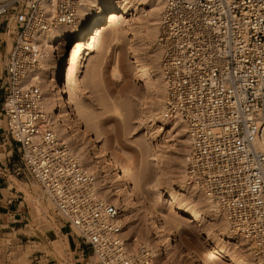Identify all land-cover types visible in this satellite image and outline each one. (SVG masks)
Listing matches in <instances>:
<instances>
[{
	"label": "built area",
	"instance_id": "2783aa9c",
	"mask_svg": "<svg viewBox=\"0 0 264 264\" xmlns=\"http://www.w3.org/2000/svg\"><path fill=\"white\" fill-rule=\"evenodd\" d=\"M82 0H0V31L12 37L3 58V140L15 144L13 173L54 202L97 264H149L145 247L125 246L118 210L59 141L37 85L42 37L74 25ZM157 41L167 120L187 129L189 185L217 204L234 233L264 263V0H164ZM1 140V139H0ZM129 245V244H128Z\"/></svg>",
	"mask_w": 264,
	"mask_h": 264
},
{
	"label": "bare ground",
	"instance_id": "6f19581e",
	"mask_svg": "<svg viewBox=\"0 0 264 264\" xmlns=\"http://www.w3.org/2000/svg\"><path fill=\"white\" fill-rule=\"evenodd\" d=\"M165 6L164 0H82L76 9L73 26L69 28L58 26L44 37L37 34L35 40H42L44 44L42 49L44 58L40 63L42 72L37 80V85L40 86L43 93L42 107L56 138L69 147L70 151L80 160L84 169L86 168L85 171L92 177L98 196L105 202L110 201L109 203L115 205L118 210L117 216L125 246L132 247L129 241L134 237L132 233L128 232L130 220L124 221L123 215L125 217L133 216L131 221H136L142 216L146 220H150V225L149 222L147 223L146 235L141 240L142 246H138L145 247L149 251V264H153L155 255L152 247L149 246L151 242H154V246L156 244L158 247L155 251L161 250L163 247H173L182 258L189 261V264H197L198 261V255L192 250L188 251L174 242L172 236L182 235L184 227L181 223L173 220L163 221V218L166 219L163 207H161L163 203L170 207L169 210L174 209L177 215L194 221L196 227L199 228L203 243L211 246L210 249H214V253L226 259L228 264H261L253 255L254 246L251 243L246 242L236 233L231 236L224 231L228 228L229 222L224 216L223 210L188 184L186 163L179 174L177 190L169 193L151 192L154 201L152 200L148 204L143 202L131 185L128 170L115 160L110 151L103 146L90 122L82 116L72 98L71 91L81 99L86 97L85 91L81 88L80 76L83 73L84 63L86 61L91 63L94 53L100 51L102 47H105L106 50L116 49L121 43L120 35L127 36L131 42H134L141 34L144 46L149 49L148 52H153V67L158 74L154 78H147L140 83L139 87L146 95L155 96L154 105H156L155 111H152L149 108L150 101L146 98L144 106L141 108L142 118L159 126L169 123L172 129L179 127L181 135L185 137L184 142L189 146L188 157L191 140L187 135V129L178 119L167 120L164 117L162 105L164 81L161 52L158 49L157 41L161 36L160 27ZM139 10L148 16L145 25L132 21V16L135 17ZM7 44V47H10V43ZM130 45L132 47L133 43ZM64 46L71 48L68 59L63 55ZM131 53L137 72L150 74L148 61L134 48L131 49ZM116 75L114 73V76ZM142 131L148 139L149 155L158 171V176L154 181V186L157 187L161 184V177L165 169L162 156L153 144L155 136L151 128L144 125ZM66 141L71 143L74 150ZM254 147L257 151L264 152V132L262 139L254 142ZM41 191L43 192L42 189ZM101 191H104L102 192L104 194H100ZM43 193L54 205L52 199L45 192ZM186 197H192L193 200L198 201L200 199L199 203L202 204L200 206L204 210L199 208L198 204V207L185 204L184 198ZM210 215H215L221 225L214 235L215 237L203 228L205 218ZM229 232L231 231L229 230ZM136 240L137 238L134 239V241ZM236 240L241 241L240 246L244 247L247 252L246 258H241L222 248L223 244H232ZM239 243L238 241V245ZM27 252L24 254L27 255ZM161 256L163 259H167L168 252L164 250Z\"/></svg>",
	"mask_w": 264,
	"mask_h": 264
},
{
	"label": "rangeland",
	"instance_id": "374dc122",
	"mask_svg": "<svg viewBox=\"0 0 264 264\" xmlns=\"http://www.w3.org/2000/svg\"><path fill=\"white\" fill-rule=\"evenodd\" d=\"M132 17L133 22L142 25H145L148 18L141 10L135 17L134 15ZM120 40L121 43L116 49L106 50L105 47H102L100 51L93 54L91 63H87V61L84 63L80 84L86 93L85 99L79 98L73 91L71 94L82 116L90 122L103 146L110 151L115 160L128 170V177L134 191L143 202L148 204L154 199L151 192L169 193L178 189L179 174L184 169L189 146L184 142L185 137L181 135L179 127L172 129L169 123L159 126L142 118L141 108H143L146 98L150 101L149 108L152 111H155L156 107L154 105L155 96L146 95L139 87L145 79L158 75L153 67V52H148L149 49L144 46L141 34L134 42L123 35H120ZM131 43H133L132 47ZM132 48L136 49L148 61L150 74L137 72L134 58H131ZM7 49L9 50L10 47ZM63 49V55L68 59L71 48L64 46ZM2 68L3 61H0L1 77ZM114 73L117 75L114 76ZM42 77L45 78V76ZM3 125L0 115V126L3 127ZM144 125L149 126L155 136L153 144L161 154L165 168L161 184L157 187L154 186V181L158 176V171L149 155L148 139L142 131ZM66 142L73 149L71 143ZM16 155H18L17 151L14 161L11 159L10 162V172L13 177H9V179H11L15 191L24 197L28 206L29 222L23 230L28 238L22 243H18L17 235L13 231L0 229V264H75L73 256L82 250H84L82 255L84 254L85 258L90 256L89 264H97L96 258L92 257V253H89L90 251H87L86 247L81 244L75 232L59 221L53 203L44 195L40 187L31 179L19 177L17 180L14 177L13 168L18 159ZM173 183L176 184L173 185ZM102 192L104 191H101L100 194H104ZM199 201L193 200L192 197L184 198L185 204L197 207L199 205L201 208L202 204ZM161 207H163L162 210L166 216L163 221L173 220L183 225V234L173 235L172 238L184 249L192 250L198 255L197 264H228L226 259L214 253V249H210L211 246L203 243L199 228L196 227L194 221L177 215L174 209L169 210L170 207L164 203ZM123 218L126 222L128 219L130 220L128 232L132 233L134 238L129 242L133 249L142 246L141 240L146 235L147 223L149 222L150 225V220H146L144 216L139 217L136 221H131L133 216L125 217L123 215ZM203 228L214 236L221 225L215 215H210L205 218ZM224 231L231 236L234 235L229 226ZM135 238H137L136 241H134ZM236 241L230 243L231 245L223 244L222 248L241 258H246L247 252L244 247L240 246L241 241ZM149 246L155 252L153 264H189V261L182 258L173 247H163L161 250L155 251L158 247L156 244L154 246V242H151ZM164 250L168 252L167 259H163L161 256ZM26 251H28L27 255L24 254Z\"/></svg>",
	"mask_w": 264,
	"mask_h": 264
},
{
	"label": "crops",
	"instance_id": "0c3cea01",
	"mask_svg": "<svg viewBox=\"0 0 264 264\" xmlns=\"http://www.w3.org/2000/svg\"><path fill=\"white\" fill-rule=\"evenodd\" d=\"M8 42L11 45L12 37L0 31V61H3L7 53ZM1 78L0 73V85ZM3 99L4 92L0 87V115ZM2 137V126H0V229L13 231L17 235V242L22 243L23 240L28 238L23 233L24 228L27 227L29 222L28 206L24 197L15 191L12 181L9 179V177H13L10 172V162L11 159L14 161L15 158V144L9 140H3ZM14 177L19 180L18 176L14 175ZM83 252L84 250L75 253L76 255L73 256L75 264H89L88 260L90 256L85 258V255H82Z\"/></svg>",
	"mask_w": 264,
	"mask_h": 264
}]
</instances>
